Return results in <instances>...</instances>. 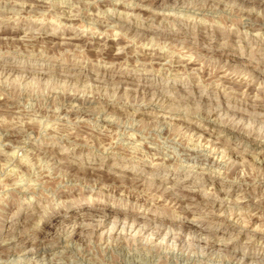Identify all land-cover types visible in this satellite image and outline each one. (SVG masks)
<instances>
[{
  "label": "rangeland",
  "instance_id": "374dc122",
  "mask_svg": "<svg viewBox=\"0 0 264 264\" xmlns=\"http://www.w3.org/2000/svg\"><path fill=\"white\" fill-rule=\"evenodd\" d=\"M0 264H264V0H0Z\"/></svg>",
  "mask_w": 264,
  "mask_h": 264
}]
</instances>
